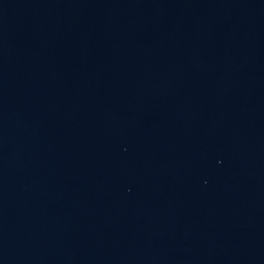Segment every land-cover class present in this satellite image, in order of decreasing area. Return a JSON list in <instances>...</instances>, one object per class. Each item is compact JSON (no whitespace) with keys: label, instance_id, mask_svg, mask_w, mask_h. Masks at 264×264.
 Here are the masks:
<instances>
[{"label":"water","instance_id":"obj_1","mask_svg":"<svg viewBox=\"0 0 264 264\" xmlns=\"http://www.w3.org/2000/svg\"><path fill=\"white\" fill-rule=\"evenodd\" d=\"M0 264H264V0H0Z\"/></svg>","mask_w":264,"mask_h":264}]
</instances>
